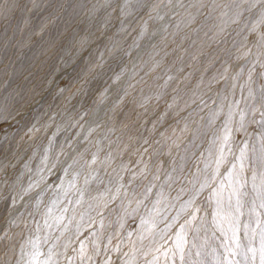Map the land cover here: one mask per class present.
Segmentation results:
<instances>
[{
    "label": "rangeland",
    "instance_id": "374dc122",
    "mask_svg": "<svg viewBox=\"0 0 264 264\" xmlns=\"http://www.w3.org/2000/svg\"><path fill=\"white\" fill-rule=\"evenodd\" d=\"M158 3L0 0V264H261L264 0Z\"/></svg>",
    "mask_w": 264,
    "mask_h": 264
},
{
    "label": "snow or ice",
    "instance_id": "6c2138e0",
    "mask_svg": "<svg viewBox=\"0 0 264 264\" xmlns=\"http://www.w3.org/2000/svg\"><path fill=\"white\" fill-rule=\"evenodd\" d=\"M164 3V0H160V3L154 4L152 6V10L156 11L160 8V5ZM172 0H167V5H171ZM162 18V17H161ZM260 23H264V14L261 16ZM261 40H264V34L261 35ZM262 117H264V113H261ZM223 157H221V161ZM94 162V161H93ZM209 180H212V177H208ZM242 187V185H241ZM119 189H117V192ZM259 195L261 196V204L260 208L264 209V181L261 183V189L259 190ZM241 193L236 191L233 192L226 198H218L217 200V216L220 218V222L215 225L216 229L220 231L225 238V250L228 255L236 256V255H245L243 249L245 248V244L242 242L240 237V224L242 217V203L240 199ZM235 197L236 205L233 208L232 199ZM255 227L260 230V262L264 264V217H257L255 220ZM225 225H227V231L225 230ZM200 229L197 228L194 224L189 222L186 226H181L180 233L176 235L174 241V250H172V264H186L190 259V254L195 251L196 255H201L202 253L198 251L201 247L200 241ZM254 237H250L248 241V245L252 243ZM249 251L253 252V258H255V250L251 247L248 248ZM81 252L84 251L83 245L80 249ZM159 251V249H157ZM227 258V257H226ZM47 264V262H45ZM229 264H239V261H229Z\"/></svg>",
    "mask_w": 264,
    "mask_h": 264
},
{
    "label": "bare ground",
    "instance_id": "6f19581e",
    "mask_svg": "<svg viewBox=\"0 0 264 264\" xmlns=\"http://www.w3.org/2000/svg\"><path fill=\"white\" fill-rule=\"evenodd\" d=\"M174 5V4H173ZM144 38V37H143ZM148 40V39H147ZM144 42V41H143ZM175 245L174 243L172 244L171 246V249H174ZM108 251V254L113 257V258H119V253L115 252V251H111V250H107ZM41 264H45V262H42ZM69 264H79V263H76L74 261L70 262ZM128 264H134L133 261H130Z\"/></svg>",
    "mask_w": 264,
    "mask_h": 264
}]
</instances>
